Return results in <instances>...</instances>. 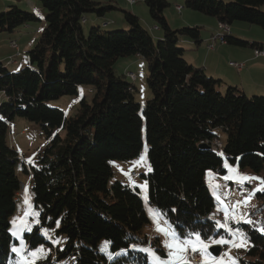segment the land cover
<instances>
[{"label": "trees", "instance_id": "obj_1", "mask_svg": "<svg viewBox=\"0 0 264 264\" xmlns=\"http://www.w3.org/2000/svg\"><path fill=\"white\" fill-rule=\"evenodd\" d=\"M39 1L48 11L46 26L28 51V65L12 71L0 62V91L6 96L4 102L0 98V264H7L16 241L10 218L18 209L22 181L16 169L19 154L8 142L10 122L16 117L39 124L49 140L34 162L21 167L31 177L39 215V224L24 236L31 247L50 245V261L132 264L135 258L136 264H150L144 253L131 247L161 243L159 236L143 232L150 218L139 186L122 180L109 184L110 162L138 156L144 133L151 164L148 175L143 174L147 201L182 233L199 232L206 241L228 236V230L215 227L216 203L205 176L209 170L223 173L224 159L255 173L264 170V95L249 96L233 85L223 88L220 78L183 57L185 49L177 44L180 36L200 45L201 30L173 29L164 14L168 0H143L163 30L158 42L140 17L127 10V29L106 31L96 25L85 35L87 15H103L114 5L97 0ZM184 5L230 26L238 20L264 29V0H185ZM35 20V14L11 4L0 12V33ZM226 42L254 49L264 44L232 33ZM130 55L148 63L152 96L143 108L134 98L133 82L114 73L118 58ZM81 85L91 88L93 98L81 99L75 115L66 117L61 108L49 104L77 93ZM217 128L227 134L225 142L214 133ZM217 138L222 148L213 144ZM229 227L241 230L248 241L241 264H264V233L258 226L241 221ZM41 229L62 244L48 241ZM102 239L111 242L112 253L127 249V254L109 259L98 248ZM156 250L165 254L161 246Z\"/></svg>", "mask_w": 264, "mask_h": 264}, {"label": "rangeland", "instance_id": "obj_2", "mask_svg": "<svg viewBox=\"0 0 264 264\" xmlns=\"http://www.w3.org/2000/svg\"><path fill=\"white\" fill-rule=\"evenodd\" d=\"M98 1V0H97ZM102 5H114L115 7H109L104 11L103 15H99L97 13H89L87 15V21L84 24L85 32L88 36L91 27L100 25L106 31L111 30H119V29H127L129 26L124 19V10L132 11V8L138 10L140 17V22L144 28H146L149 33L154 32V26L158 27L155 20L151 17L149 13V9L147 4L143 0H139L135 4H132L129 0H100ZM170 5L165 9L164 14L170 26L173 29H178L182 27H193L199 26L201 30V34H203L204 41L206 43H202V53L209 51L210 55L209 59L213 60L212 65L216 67L226 68L227 71H235V69L229 64L230 60H235L234 58H245L247 59V67L240 74L244 84L253 86L255 80L262 81L264 78L262 74L259 73L257 69L251 71L252 66H256V64L261 63L264 64V57H256V51L250 46L240 47L233 44H221L219 41H215V46L212 49L207 48V39H210L212 36L220 33L219 29V21L217 18L208 16L202 12L197 10H193L185 6V0H168ZM226 2H230L231 0H223ZM11 4H15L20 10L33 13L36 15L37 20L31 21L25 25L18 27L13 32L4 31L0 33V52L2 54L9 53V55L13 54L16 58V50H20L22 56L17 58L19 60L18 65L13 66L10 65L9 69L12 71H18L25 66L28 65L29 53L30 49L34 48V46L39 41L42 33V30L46 26V16L48 14L47 9L41 4L39 0H0V12L7 11L8 6ZM180 5L182 10L179 11L177 6ZM134 13V12H133ZM155 27V28H156ZM157 32H159L163 36V30L157 28ZM231 30L234 33L233 35L241 38L245 41H264V29L261 26L256 24H250L246 21H234L231 24ZM155 31V33H157ZM153 33V34H155ZM212 35V36H211ZM152 37L154 35H151ZM161 36V38H162ZM160 37L154 36L153 39L155 42H158ZM206 38V39H205ZM15 39L18 44H16ZM187 36H180L179 42L177 43L179 47L184 48V56L186 59L191 57L193 53L191 49H188ZM12 40V41H11ZM11 41V46L15 50L9 49V44ZM15 43L18 47L13 46ZM195 47V46H194ZM20 48V49H19ZM211 48V47H210ZM193 49V48H192ZM196 50V49H195ZM15 53V54H14ZM5 57L14 60V56ZM7 56V55H4ZM243 60V59H241ZM4 64L7 63L4 59ZM239 62H244L239 61ZM8 66V64H7ZM115 72L122 79L132 83L134 85L133 93L135 100L141 105L143 108L151 98L152 92L147 84L148 77V63L147 61L138 55H130L118 58L115 64ZM131 73H134L136 78L130 76ZM256 78V79H255ZM255 79V80H254ZM223 92L226 90L221 89ZM252 96L253 94H248ZM255 95H264L255 94ZM86 98V100H91L93 98V93L91 88L86 85H81L77 89V93L73 95H64L59 99L50 101L49 104L53 107L61 108L66 117H70L78 112L81 99ZM0 98L4 102L6 100L5 94L0 91ZM0 117H2L0 113ZM40 125L34 121H30L26 118L16 117L14 120L10 122V128L8 133V139L11 145H13L16 151L19 154V163L17 166V173L20 176L21 183V191L18 195V209L15 215L10 218L11 219V228L10 232L12 233L14 239L16 241L11 244V253L9 255L7 264H18L21 261V254L14 253L12 251L13 247L23 248L22 255L27 256L28 253L39 246H43V248L47 251V258L38 259L36 264H70L66 261L61 260L60 262L50 261L49 256H52V248L47 244H39L36 247H31L28 245L24 234L28 232V227H32V231H34L35 225L37 224V219L39 220L38 210L33 206L34 197L31 193L30 188V175L26 174L22 170V165L25 163L26 165L31 164L35 161L37 157V153L43 149L49 140L43 133V130L39 128ZM145 128L143 127V132ZM61 135L65 134L64 129H59ZM222 142L226 141L227 134L225 131L223 132L222 128L215 129V132ZM144 145L140 152V154L129 160H113L110 162L113 168V174L109 180V184L111 185L113 182L117 180H122L131 185H138L141 191V197L143 201L144 208L146 210V214L149 215V208L158 210L154 205H152L148 200L147 194V182L144 178L143 174H147L151 170V164L148 155L149 145L146 143L145 133L143 134ZM223 166L225 171L223 173L212 172L209 170L206 173L205 180L213 198L215 199V208L213 210V216L220 223H226L229 227L230 222L238 223L245 220H250L251 224H256L261 231L264 229V196H259V193L264 192V170L260 173H255L250 171L249 168H242L238 163H231L227 159L223 160ZM135 173V175L133 174ZM227 177V179L225 178ZM244 177H252L254 179H244ZM259 178V179H255ZM29 183V184H28ZM23 185H25L23 187ZM146 186V187H145ZM27 198V203L25 202ZM219 198V199H218ZM225 207L230 213H235L237 219H233L229 216L226 220L225 218ZM160 212V211H159ZM224 213V216L221 217V213ZM161 213V212H160ZM219 215V216H218ZM19 218V219H18ZM150 223H147L143 226L144 234H149L150 236L160 237V245H152L155 249L157 246H161L163 250H165V254H159L161 256H166L167 249H165L162 245V241H165L167 238L162 235L160 232L156 230V224L153 222L150 217ZM242 218V219H241ZM160 223L162 226L167 227L169 222L164 219V217L160 216ZM16 221L14 224L13 221ZM21 221H24L21 223ZM230 228V227H229ZM238 230V231H237ZM228 232V236H217L213 239L215 240H223L224 243H217L222 245L221 253L218 256H214L207 249V252L201 251L202 255V263L201 264H241V260L246 258V251L248 249V241L244 236L243 232L239 229H232L231 232ZM264 233V231H262ZM13 233H16L15 235ZM241 234H243L241 236ZM47 240L50 242L59 241L61 245V239H55L52 233H48ZM21 241H24L25 246H22ZM109 241L107 239L99 240L98 248L104 246L105 242ZM243 242V246H233L234 244L239 245ZM210 243L209 241H206ZM213 245L210 243V246ZM216 245V244H215ZM209 246V247H210ZM103 252V251H102ZM109 252L112 253L111 248L109 247ZM105 253V252H103ZM210 253V255H208ZM54 254V252H53ZM109 256L107 253H105ZM215 258V260H213ZM151 264V261L149 260Z\"/></svg>", "mask_w": 264, "mask_h": 264}, {"label": "snow or ice", "instance_id": "obj_3", "mask_svg": "<svg viewBox=\"0 0 264 264\" xmlns=\"http://www.w3.org/2000/svg\"><path fill=\"white\" fill-rule=\"evenodd\" d=\"M227 179V177H225ZM244 179H254L252 177H244ZM259 179V178H255ZM146 187V186H145ZM219 199V198H218ZM27 203V198L25 200ZM225 218L231 216L233 219H237L235 213H230L227 208L225 207ZM149 215L152 218L153 222L156 224V230L160 232L162 235H164L167 239L165 241H162V245L165 249H167L166 256H161L159 252L151 246L150 242L148 246L144 247H137L136 245H132V249L135 252L144 253L149 260L151 261V264H189V261L187 259V253L189 251L192 252H207V249L210 246V243L217 244V243H224L223 240H215L211 239L210 243L206 242L205 238L201 235L199 232H188V233H182L179 231L174 224L169 223L167 227H164L160 223V216L163 215L159 212V210H154L149 208ZM19 219V218H18ZM242 219V218H241ZM24 221H21L23 223ZM246 223H252L250 220H245ZM13 223L15 224L16 221L14 220ZM37 224H39V220L36 221ZM57 226L59 224L57 223ZM215 227L217 228H225L229 232L232 231L231 228L228 227L226 223L222 224L219 221L215 222ZM28 232L32 231V227H28ZM43 234L45 236L48 235L47 229H41ZM238 231V230H237ZM261 231H264V229H261ZM14 235L16 233H13ZM243 234H241L242 236ZM53 243H59V241H53ZM22 246L26 245L24 244V241H21ZM111 245L110 241H106L104 246L101 248V251L107 253L109 255V259H112L114 256L119 255H126L127 249L122 250L120 253H110L109 247ZM233 246H243V242L239 245L234 244ZM12 251L17 254H21V261L18 262V264H36V261L38 259H44L47 258V251L43 248V246H39L36 249L30 251L27 256L22 255L23 248L13 247ZM210 255V253H208ZM215 260V258H213ZM132 264H136L135 258H133Z\"/></svg>", "mask_w": 264, "mask_h": 264}, {"label": "crops", "instance_id": "obj_4", "mask_svg": "<svg viewBox=\"0 0 264 264\" xmlns=\"http://www.w3.org/2000/svg\"><path fill=\"white\" fill-rule=\"evenodd\" d=\"M98 1H100V0H98ZM132 11L135 14H139L138 10H136L135 8H132ZM155 27L156 26H154V32L153 33H155V31L157 32V30H158ZM153 33H150V34L151 35H154V36H157V37H160V38L162 36L159 32H157L155 34H153ZM233 34L234 33L232 32V35ZM201 36H202L203 42H201L200 45L195 44L191 39H187V43L186 44L188 45V49H191V51L193 52L191 54V57L189 59H187L188 61H190L191 63H193L196 66H203L204 69L206 70V72L209 75H212L215 78H220L223 81V86H222L223 88H226L228 85H233V86H237V87L241 88L246 94H253L254 95V94H261V92H262V94H264V78H262L263 79L262 81L255 80L256 79L255 78L254 79L255 80L254 85L253 86H250V85L244 84V82H243V80H242V78L240 76V74L247 67V59H245V58H234L235 60H230V61H243L244 60L246 66L241 71H238L235 68H234L235 71H233V72L227 71L226 68H223L221 66L218 67V64H216V67H214L212 65L213 60L212 59L210 60L209 59V56H208V55H210V52L209 51L208 52L206 51L204 55L202 53L203 52L202 51V43H204V42L206 43V40L204 41V37L205 36L203 34H201ZM12 40H15V39H12ZM11 41H10V44H9V49L12 51V50H15V49L11 46ZM211 42H213V36L210 39H207V48H208V50L209 49H212V48H210ZM258 42H261V41H258ZM261 43H264V41L261 42ZM17 44H18V42H17ZM214 45H215V41H214ZM4 55H7V56H4ZM12 55L13 54L9 55V53L2 54L0 52V62L1 61L3 62L4 59H5L6 62H7L5 64L6 65L8 64V67L10 65H13V66L18 65V63L17 64L16 63L13 64V62L10 61V58L12 57ZM9 56H10V58H5V57H9ZM256 57H264V56H256ZM241 59H243V60H241ZM255 69H257L259 71V73L262 74L263 77H264V64L258 63V64H256V66H252L251 71H254Z\"/></svg>", "mask_w": 264, "mask_h": 264}, {"label": "built area", "instance_id": "obj_5", "mask_svg": "<svg viewBox=\"0 0 264 264\" xmlns=\"http://www.w3.org/2000/svg\"><path fill=\"white\" fill-rule=\"evenodd\" d=\"M132 4L138 2L139 0H129ZM178 10L181 11L182 10V7L180 5L177 6ZM158 27H156L157 29ZM219 29H220V33H218L217 35H214L213 36V42H211L210 44V47L211 48H214V41H219L221 42V44H226L227 42V36L231 33V26L227 23H224V22H219ZM13 46L14 47H18L15 43H13ZM255 51H256V55L257 56H264V44L260 45L259 47L255 48ZM22 56V53L21 51L17 50V53H16V57H21ZM18 59L15 58L14 60H12L13 64L14 63H18L17 61ZM233 68H235L236 70L238 71H241L245 68V62H239V61H230L229 63ZM133 80H135L136 76L134 73H131L130 75ZM0 102H1V99H0ZM213 144L215 146H217L218 148H222V142L218 139L214 140L213 141ZM133 174L135 175V173L133 172ZM25 185H23L24 187ZM187 259L189 261L190 264H201L202 263V256L199 252H192V251H189L187 253Z\"/></svg>", "mask_w": 264, "mask_h": 264}, {"label": "water", "instance_id": "obj_6", "mask_svg": "<svg viewBox=\"0 0 264 264\" xmlns=\"http://www.w3.org/2000/svg\"><path fill=\"white\" fill-rule=\"evenodd\" d=\"M202 147H211L210 145H208L207 143H203ZM222 249V245L219 244H213L209 247V251L211 252L212 255L214 256H218L221 253Z\"/></svg>", "mask_w": 264, "mask_h": 264}, {"label": "bare ground", "instance_id": "obj_7", "mask_svg": "<svg viewBox=\"0 0 264 264\" xmlns=\"http://www.w3.org/2000/svg\"><path fill=\"white\" fill-rule=\"evenodd\" d=\"M231 33H232V30H231ZM231 33H230V34H231ZM16 44H17V42H16ZM226 44H227V43H226ZM17 49H18V48H17ZM16 51H17V50H16ZM14 58H15V56H14ZM16 58H18V57H16ZM12 60H13V59H12ZM245 66H246V65H245ZM217 139H218V138H217ZM222 145H223V144H222ZM216 150H217V149H216Z\"/></svg>", "mask_w": 264, "mask_h": 264}]
</instances>
